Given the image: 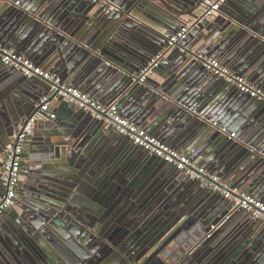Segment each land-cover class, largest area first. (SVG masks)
Listing matches in <instances>:
<instances>
[{
    "label": "water",
    "instance_id": "1",
    "mask_svg": "<svg viewBox=\"0 0 264 264\" xmlns=\"http://www.w3.org/2000/svg\"><path fill=\"white\" fill-rule=\"evenodd\" d=\"M236 2L221 6L225 19L197 23L185 52L161 60L152 71L160 81L137 76L202 0H0V43L94 100H115L126 118L231 189L264 198V157L256 152H264V102L195 59L216 57L264 90V0ZM48 93L44 80L0 62V167L13 133ZM48 100L69 107L71 118L63 128L57 116L34 125L44 131H34L25 150L28 165L38 167L20 179L15 203L23 213L0 222V264H264L262 223L244 211L229 214V198L124 137L118 153L128 159L105 158L104 150L96 160L110 140L103 120L61 96ZM234 106L247 118L227 126ZM204 119L236 128V137ZM238 216L248 221L234 225ZM211 225L216 229L203 240Z\"/></svg>",
    "mask_w": 264,
    "mask_h": 264
},
{
    "label": "built area",
    "instance_id": "2",
    "mask_svg": "<svg viewBox=\"0 0 264 264\" xmlns=\"http://www.w3.org/2000/svg\"><path fill=\"white\" fill-rule=\"evenodd\" d=\"M227 0H202V3L194 15L174 34L167 39L166 48L156 53L147 64L141 69L137 78L140 83L153 74L162 59L172 50L185 52L183 42L186 40L190 30L203 19H210L220 12L221 6ZM19 5V1L14 3ZM195 59L199 61L204 69L212 75L224 80L234 86L239 92L264 102V91L253 86L247 78L238 75L227 67L223 66L220 59L197 54ZM0 62L8 68L19 71L26 77H39L48 83L49 93L40 101L38 111L31 115L25 122L21 123L13 133L10 143L3 153L0 167V218L14 205L18 194V187L21 179L23 162L25 160V144L34 133L36 121L55 118L52 110L50 96H61L70 104L75 105L83 112L90 114L95 120H103L104 127L117 135L126 138L134 146L153 155L167 164L173 165L184 176L191 180L199 181L200 185L220 193L224 198L231 200L230 213L239 210L248 213L251 219L259 221L264 225V202L252 194L236 188L231 189L218 175L210 173L204 167L193 164L190 159L180 151L172 148L169 144L162 142L159 138L150 135L146 129L139 127L132 121L123 117L115 101L104 104L94 100L88 93L79 87L63 80L59 75L48 69L36 65L31 60L20 55L15 49L6 47L0 43ZM205 120V119H204ZM215 127L220 133L229 139L236 137L235 132H229L224 126H219L215 121L205 120ZM255 151L254 149H251ZM264 157V152L256 151ZM216 225H211L203 240L211 237ZM200 244V243H199ZM198 244V245H199Z\"/></svg>",
    "mask_w": 264,
    "mask_h": 264
},
{
    "label": "crops",
    "instance_id": "3",
    "mask_svg": "<svg viewBox=\"0 0 264 264\" xmlns=\"http://www.w3.org/2000/svg\"><path fill=\"white\" fill-rule=\"evenodd\" d=\"M238 1H245V0H238ZM233 2H235V3H237V5L239 4V2H236V0H233ZM240 5V4H239ZM228 9H226V12H228V13H232V12H234V10H232L231 9V6H228L227 7ZM218 18H221V19H225L226 18V15L224 14V13H222V12H219V13H217L215 16H213L212 18H210L209 20H215V19H218ZM194 40V39H193ZM193 40H191L188 44L190 45V44H192V41ZM199 44L200 43H197L195 46H193V50L195 51L197 48H198V46H199ZM28 59V58H27ZM30 60V59H29ZM32 61V60H31ZM32 62H34V61H32ZM35 63V62H34ZM36 64V63H35ZM45 64V63H44ZM37 65H39V66H41V67H43L44 69H48L49 71L51 70V67H44V65H42V64H38L37 63ZM163 68H165V67H163ZM161 71V70H160ZM52 72V71H51ZM52 73H54V72H52ZM55 74V73H54ZM151 79H153V80H156V81H160V79H159V77L155 74V73H153L151 76ZM247 78V80H248V77H246ZM67 82H69V81H67ZM250 82V81H249ZM70 84H71V81L69 82ZM251 84L253 85V86H255L254 85V83H252L251 82ZM256 87V86H255ZM259 89H260V87H258ZM80 89L81 90H83V88L82 87H80ZM262 90V89H261ZM264 91V90H263ZM240 99V98H239ZM111 101H105L104 102V104H107V102L108 103H110V102H113V101H115V100H112V99H110ZM50 105H51V107H52V110L54 111V113H55V115L57 116V118L59 117V118H61V122H60V124H61V128H63L64 126H66V125H68L69 124V120L68 119H70L71 118V114H70V108L69 107H67V106H65V107H63V108H60L59 107V103H56V102H51L50 103ZM235 105H236V103H235ZM235 107L236 106H234L233 107V110L235 111V113H236V115H232L229 119H228V125L227 126H236L235 124H236V122L238 121V119L240 118V117H242V118H247L246 117V112H242L241 110H239V109H235ZM119 112H120V114L123 116V117H125L124 116V113L120 110V108H119ZM60 115V116H59ZM126 118V117H125ZM128 119V118H127ZM129 120V119H128ZM38 122V121H37ZM36 122V123H37ZM35 123V125H37ZM134 123V122H133ZM136 124V123H135ZM137 125V124H136ZM245 125V124H244ZM40 126H38V128L37 129H34V131H35V133H37V134H41V133H43V131H44V129L43 128H39ZM104 127V126H103ZM104 129H106L105 127H104ZM232 131L233 132H237V129L236 128H232ZM111 132V133H110ZM108 135H107V137H110V140H109V142L107 143V144H105L103 147H101L99 150H98V152L95 154V157L97 158L96 160H98L99 158H101L102 157V155H103V151L104 150H106V155H105V158L107 157H109L111 154H115V153H117L118 154V157H120V155H119V153L121 154V152H119L118 153V151H120V143L122 142L123 144H124V146L126 147V143H128V141L126 140V139H124L123 137H121V136H119V135H117L116 133H114L113 131H111V130H108ZM113 134H115L116 136H113ZM133 147H134V145L133 144H131ZM122 150V149H121ZM131 151H134L133 149L131 150ZM180 152H184V151H180ZM121 155H123V156H125V157H127V152H124L123 154H121ZM24 156H25V160H24V162H23V166H22V172H21V179L22 178H24V171L25 170H28V168L30 167L31 169H35L36 167H38L37 166V164H32L31 166H29L28 165V162H29V158H28V152H27V150H25L24 151ZM2 157H3V155H2ZM2 157H1V159H2ZM127 159H128V157H127ZM96 170V169H95ZM1 186V185H0ZM20 188V184H19V187H18V189ZM244 192H247V193H249L248 191H244ZM0 194H1V187H0ZM253 195L255 196V197H257L259 200H261V201H263L264 202V198H262V197H260L259 195H256V193H253ZM18 199V194H17V198L15 199V201ZM224 208H226L229 212H230V208H231V202H226L225 204H224ZM23 213V209L20 207V206H18L15 202H14V205H13V207H11L1 218H0V222L2 221V220H7V221H12L11 220V216H14V217H17V215H19V214H22ZM248 218H245V217H242V216H238V218L236 219V218H233V221H235L234 222V225H236L237 224V222L236 221H238V223H240L241 221H248L247 220Z\"/></svg>",
    "mask_w": 264,
    "mask_h": 264
}]
</instances>
